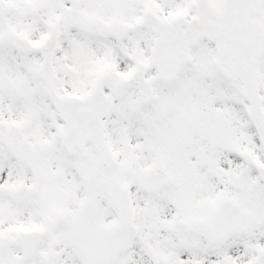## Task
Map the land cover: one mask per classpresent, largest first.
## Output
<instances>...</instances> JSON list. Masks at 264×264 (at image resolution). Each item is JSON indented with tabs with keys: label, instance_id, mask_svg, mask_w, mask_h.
<instances>
[{
	"label": "snow or ice",
	"instance_id": "1",
	"mask_svg": "<svg viewBox=\"0 0 264 264\" xmlns=\"http://www.w3.org/2000/svg\"><path fill=\"white\" fill-rule=\"evenodd\" d=\"M0 264H264V0H0Z\"/></svg>",
	"mask_w": 264,
	"mask_h": 264
}]
</instances>
